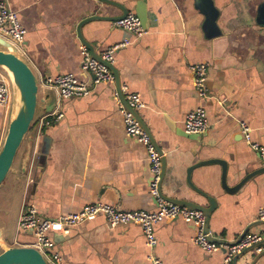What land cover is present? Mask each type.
Wrapping results in <instances>:
<instances>
[{
  "label": "crops",
  "instance_id": "0c3cea01",
  "mask_svg": "<svg viewBox=\"0 0 264 264\" xmlns=\"http://www.w3.org/2000/svg\"><path fill=\"white\" fill-rule=\"evenodd\" d=\"M0 1L16 12L25 30L22 52L39 80L31 140L16 155L17 173H10L0 187V240L8 246L33 241L31 234L16 232L27 206L43 218L77 212L94 202L122 210H155L147 154L125 134L115 85L98 83L85 96L61 99L55 88L42 84L62 73L89 80L81 70L77 24L93 14L115 16L119 9L97 0ZM114 1L132 12L137 1L147 9L145 33L115 51L113 66L120 85L138 93L144 103L138 114L165 158L162 192L173 197H181L182 191L193 194L185 183L186 169L199 160H224L229 186L262 166L239 122L250 128V140L264 147V0ZM81 34L98 54L131 36L105 19L85 23ZM198 62L208 64L211 97L205 100L198 98L190 70ZM57 106L63 116L41 128L39 119ZM197 106L205 110L209 128L189 137L182 121ZM7 122L8 111L0 106V146ZM26 145L29 170L20 176ZM192 180L216 198L207 221L215 236L233 240L250 225L248 232L264 235V222L254 220L264 206V173L231 193L221 187L218 164L196 168ZM193 195L206 205L204 198ZM194 233L193 225L180 218L155 224V254L163 264H223L225 251H204L192 242ZM49 236L63 264H150L137 224L109 226L99 215L66 234L52 231ZM236 264H264V253L252 248Z\"/></svg>",
  "mask_w": 264,
  "mask_h": 264
},
{
  "label": "built area",
  "instance_id": "2783aa9c",
  "mask_svg": "<svg viewBox=\"0 0 264 264\" xmlns=\"http://www.w3.org/2000/svg\"><path fill=\"white\" fill-rule=\"evenodd\" d=\"M115 26L131 34L111 46H108L99 53L101 61L91 57L85 45L81 44V70L90 76L89 80L83 81L76 78L71 73H62L54 77H47L42 81L44 86H51L56 89L61 99L79 97L87 95L98 83H108L114 85L115 76L108 67L113 65L115 51L131 42V37L138 38L145 33L141 26L139 17L135 12L128 11L119 20L113 21ZM25 30L19 23L15 11L8 7L6 1H0V37L8 40L19 50L23 49ZM192 72L193 85L197 96L201 100L210 98L211 95L206 85L208 64L198 62L190 66ZM123 99L119 97L115 89L114 95L118 106V111L122 117L125 134L139 142L145 149L149 162V184L148 190L156 203V209L149 211L143 209L122 210L113 205L102 202H94L83 206L79 211L58 216L56 218L40 217L33 206H27L22 211L17 222V229L31 231L33 241L31 246L37 248L44 254L50 264H63L59 254L52 250L53 241L49 232L57 231L66 234L69 229L81 222L95 219L102 215L109 226L118 224L133 223L141 227L148 249V259L150 264H163L161 259L155 254L154 249L157 239L154 235V226L159 222L171 221L177 218L193 225L195 233L192 242L206 252L225 250L223 264H229L234 255L244 248L253 247L256 252H264V235L261 232H247L238 241L225 240L215 236L211 231L206 230V217L201 210L191 209L164 200L159 194V182L161 178L162 154L152 142L150 135L141 126L133 111L138 112L144 107L140 95L128 90L126 85H120ZM11 86L5 73L0 71V106L6 111L11 104ZM62 112L58 106L49 114L39 119L40 127L49 126L62 117ZM183 130L187 134H203L209 128L205 110L201 106L187 112L182 121ZM239 130L244 140L251 149L257 151L264 163V147L250 140V128L241 121ZM254 220H264V206L256 211ZM220 240V241H216Z\"/></svg>",
  "mask_w": 264,
  "mask_h": 264
},
{
  "label": "water",
  "instance_id": "95a60500",
  "mask_svg": "<svg viewBox=\"0 0 264 264\" xmlns=\"http://www.w3.org/2000/svg\"><path fill=\"white\" fill-rule=\"evenodd\" d=\"M103 4L114 6L119 9L120 13L111 16V15H101L93 14L87 16L80 20L77 24L76 31L81 44L85 45L88 49L91 57L101 61V58L98 53L95 52L93 46L86 42L81 34V27L90 21L93 20H119L122 19L128 12V8L125 5L116 2L114 0H97ZM135 14L139 17L141 26L146 28L148 25V17H147V9L145 5L137 1L135 7ZM110 70L115 76V89L117 90L119 97L123 99V96L120 91V81L118 72L116 71L113 65H108ZM0 69H2L7 75L10 86H11V104L8 110V122L7 128L5 132V136L3 142L0 146V187L3 182L9 176L10 173H17V170L13 167L16 155L21 148V145L24 141L27 144L30 142L31 137L29 131L35 122L36 111H37V103H38V91H39V80L32 70L27 58L24 53L19 50L16 46L10 43L8 40L0 37ZM136 118L140 122L141 126L146 130V132L150 135L152 142L157 147L158 151L162 154L161 149L155 143L154 137L151 134L149 128L145 125L143 120L140 118L138 112L133 111ZM189 137H198L199 134H187ZM29 160H30V147L26 145V150L24 152V156L21 162L20 167V176L23 174H27L29 170ZM162 165H161V178L159 182V194L164 198V200L168 202H172L178 205L186 206L191 209L201 210L206 217V230L207 221L210 213L215 209L217 202L215 196L210 195L205 192L201 188L197 187L192 180L193 171L196 168L207 166L211 164H218L221 167V180L220 184L223 190L226 192H235L237 191L246 181H248L253 176L264 173V164L259 168L245 174L240 181H238L235 185L229 186L226 182L227 176V164L224 160L221 159H206L199 160L186 169V177L185 183L188 188L201 198H204L207 202L206 205L202 204L200 200L194 197L193 194L187 193L183 191L180 193L181 197H173L167 194H164L161 189V182L163 179V175L165 173V158L162 155ZM171 191L177 192L175 189ZM179 193V192H178ZM264 222V220H257L255 223L259 224ZM248 226L245 228L241 234L236 238L235 242L238 241L245 233L249 231ZM18 234H32L31 231H23L21 229L16 230ZM216 241H220L217 240ZM264 241V239H263ZM253 247L244 248L242 251L233 256L231 260V264H236L237 260L240 256L245 254L247 251L252 249ZM223 250V249H222ZM225 251V250H224ZM264 253V252H262ZM0 264H50L47 258L44 256L42 252H40L37 248L28 245H12L8 246L0 240Z\"/></svg>",
  "mask_w": 264,
  "mask_h": 264
},
{
  "label": "rangeland",
  "instance_id": "374dc122",
  "mask_svg": "<svg viewBox=\"0 0 264 264\" xmlns=\"http://www.w3.org/2000/svg\"><path fill=\"white\" fill-rule=\"evenodd\" d=\"M0 70H2V69H0ZM3 71V70H2ZM4 72V71H3ZM5 73V72H4Z\"/></svg>",
  "mask_w": 264,
  "mask_h": 264
}]
</instances>
